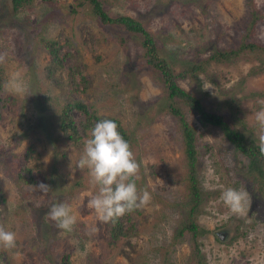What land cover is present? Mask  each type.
Segmentation results:
<instances>
[{
	"label": "rangeland",
	"instance_id": "rangeland-1",
	"mask_svg": "<svg viewBox=\"0 0 264 264\" xmlns=\"http://www.w3.org/2000/svg\"><path fill=\"white\" fill-rule=\"evenodd\" d=\"M100 2L108 15L139 20L174 72L197 64L177 83L258 141L254 112L264 99V50L244 48L219 59L210 55L244 40L264 43V0ZM40 36L55 38L67 51L61 66L50 59ZM139 39L119 24L101 22L87 0H30L17 8L0 0V52L8 53L0 64V95L5 97L0 108V224L17 234L14 249L0 246V264H63L62 253L66 264H199L197 258L204 264H264V177L246 166L218 127L200 123L179 98H173L174 105L194 131L197 148L198 255L186 232L175 237L187 219L191 195L179 119L167 110L160 73L146 62ZM74 65L86 78L83 91H68L66 69ZM16 70L30 84L32 93L26 97L3 89ZM205 82L214 89L203 90ZM72 99L119 119L140 163L137 187L151 194L147 205L131 213L136 233L116 242H108V222L88 207L98 190L88 169L77 168L88 134L70 141L58 131L60 107ZM70 114L80 117L77 109ZM26 147L30 150L23 157ZM22 165L30 168L33 184L17 178ZM41 182L50 186L48 193L35 190ZM227 187L249 193L248 213H228L219 199ZM60 202L70 204L78 218L71 233L48 218L50 207Z\"/></svg>",
	"mask_w": 264,
	"mask_h": 264
},
{
	"label": "trees",
	"instance_id": "trees-1",
	"mask_svg": "<svg viewBox=\"0 0 264 264\" xmlns=\"http://www.w3.org/2000/svg\"><path fill=\"white\" fill-rule=\"evenodd\" d=\"M13 8L20 7L30 0H10ZM91 5L92 11L98 16L99 20L108 24H119L129 32L136 33L140 37L139 43L144 47V55L146 62L157 69L160 73L166 96L168 98L167 110L176 114L179 119L180 132L182 136V148L185 158V180L190 192V203L187 208V219L175 232V237L182 236L185 232L188 235V241L192 245V250L195 255H198L197 233L202 231L197 227L195 209L199 201V190L197 180L194 174L196 161V143L195 133L189 126L185 117L179 111L177 105H174L173 98H179L184 101L195 113L198 121L202 124H211L218 127L222 136L227 139L232 148L240 153L246 159V166L258 172L264 177V156H261L258 148V141L248 137L245 133L229 122L219 111L206 107L193 92L188 91L177 83L178 78H184L191 72L196 70L197 64L188 65L180 71L174 72L168 61L161 55H158L157 48L151 33L142 25V23L132 16L127 14L108 15L102 8L100 0H87ZM40 44L48 53L50 59L55 65L61 66L64 56L67 51L61 49V44L52 37L40 36ZM244 48H261L264 50V43L257 41L244 40L235 47H230L225 51H216L211 54V58H223L230 54L238 53ZM66 81L69 92L83 91L86 87V78L77 67L68 66L66 69ZM77 76V79H75ZM0 90H1V72H0ZM5 103V97L0 95V108ZM77 109L80 112V117L74 118L70 111ZM102 119L114 120L119 125V130L126 140L129 141L128 132L121 125L119 119L115 116H101L95 112L94 108L88 107L80 99H72L65 101L59 110L58 131L59 134L70 141H76L81 136L88 134L91 128ZM29 147L23 152V157L28 156ZM17 178L24 184H33V177L30 168L27 165H22L17 168ZM77 184L79 182L77 181ZM131 213H126L123 216L108 222V242H116L121 238L129 237L136 233L135 222L131 218ZM62 263H67V254L62 253L60 256ZM199 264H204L198 260Z\"/></svg>",
	"mask_w": 264,
	"mask_h": 264
},
{
	"label": "clouds",
	"instance_id": "clouds-1",
	"mask_svg": "<svg viewBox=\"0 0 264 264\" xmlns=\"http://www.w3.org/2000/svg\"><path fill=\"white\" fill-rule=\"evenodd\" d=\"M7 55V52H0V64L5 63ZM202 88L209 90L214 89V86L211 82H205ZM3 89L15 96L26 97L32 93L29 82L19 70L8 74ZM257 103L260 108L254 112L255 136L259 153L264 156V99L258 100ZM77 168L81 171L87 168L91 183L98 189L90 196L88 207L95 211L98 220L102 222L113 221L147 205L151 200V194L147 190H139L137 187L140 163L130 142L121 134L119 125L114 120L102 119L91 128L83 142ZM50 189V186L43 182L35 186V190L45 194ZM219 199L230 214L243 216L249 211L251 199L244 188H224ZM47 215L58 229L68 233L73 231L78 220L72 206L66 202L54 203ZM16 243V232L0 224V246L4 249H14Z\"/></svg>",
	"mask_w": 264,
	"mask_h": 264
},
{
	"label": "water",
	"instance_id": "water-1",
	"mask_svg": "<svg viewBox=\"0 0 264 264\" xmlns=\"http://www.w3.org/2000/svg\"><path fill=\"white\" fill-rule=\"evenodd\" d=\"M215 233H216L217 236H219V233H220V232L217 231V232H215Z\"/></svg>",
	"mask_w": 264,
	"mask_h": 264
}]
</instances>
